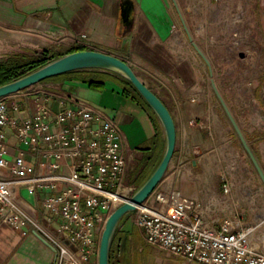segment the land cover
<instances>
[{
	"label": "built area",
	"instance_id": "obj_1",
	"mask_svg": "<svg viewBox=\"0 0 264 264\" xmlns=\"http://www.w3.org/2000/svg\"><path fill=\"white\" fill-rule=\"evenodd\" d=\"M237 1L229 0L240 10L233 23L243 21V8L254 0ZM176 4L187 27L186 15L195 22L200 7L211 14L219 7L212 0ZM210 17L211 25L223 24V18ZM86 38L83 34L75 42L89 47ZM192 38L190 44L198 45ZM235 47L228 46L236 57L246 54ZM127 62L164 85L140 60ZM41 85L0 99V225L39 232L57 250L54 264H99L107 221L134 190L125 182V136L90 102ZM199 90L191 94L193 101L199 100ZM207 106L208 124L200 126H208L211 144L201 153L180 149L179 164L138 207L133 222L148 244L191 264H264V237L258 235L262 216L245 210L254 197L264 200V185L234 136L214 135L216 105ZM259 125L264 129V121ZM178 175L196 183L193 194L178 187Z\"/></svg>",
	"mask_w": 264,
	"mask_h": 264
},
{
	"label": "crops",
	"instance_id": "obj_2",
	"mask_svg": "<svg viewBox=\"0 0 264 264\" xmlns=\"http://www.w3.org/2000/svg\"><path fill=\"white\" fill-rule=\"evenodd\" d=\"M0 23L13 29L45 32L51 38L60 36L63 41L75 44L65 53L82 46L75 39L86 34L90 50L125 60L136 58L145 67H153L167 82V86L155 93L176 122L174 157H178L180 149L201 153L211 144L208 126H200L208 124L207 103L193 101L191 97L201 80V56L190 44L188 34L174 33L167 0H0ZM78 72L83 73L56 82L55 88L78 95L116 121L125 136V182L137 185L140 172L155 171L161 162L158 158L165 154L167 139L161 122L149 105L126 95L114 80L107 79L101 87L92 88L90 80L100 78L96 72L103 71ZM250 140L257 143L264 168V133L252 134ZM193 170L200 172V165L194 163ZM176 178V184L186 194L196 191L194 181L186 176ZM128 228L127 223L121 230L129 232ZM56 257L53 247L42 241L31 227L17 229L0 225V264H54ZM116 264L121 261L117 260Z\"/></svg>",
	"mask_w": 264,
	"mask_h": 264
},
{
	"label": "rangeland",
	"instance_id": "obj_3",
	"mask_svg": "<svg viewBox=\"0 0 264 264\" xmlns=\"http://www.w3.org/2000/svg\"><path fill=\"white\" fill-rule=\"evenodd\" d=\"M167 1L171 16L174 20V26L177 29L175 32L177 34L183 33L187 35V32L182 30L184 26L181 22L179 11L175 6V1L180 6V0ZM254 1H252L250 8H243V21L240 23H233L240 10H238V7L233 8L230 6L229 0H212L213 4L219 3V7L217 10H213L212 14L209 9L200 7V11H197L196 15L193 16L194 19L196 18L195 22L192 17L190 18L188 15L186 17L189 23L188 29L190 33L197 39L196 43L211 63L214 80L219 91L247 136L254 152L259 160H261L257 152V143H252L250 140L252 134L258 132L260 134L264 133L263 127L259 125L261 121H264V0ZM244 2V4H248L249 1L245 0ZM179 10L184 14L181 8ZM210 16L216 19L223 18V24L211 25L212 23L209 21ZM229 19L230 21L232 19L234 20L229 22ZM205 20L208 22H205ZM46 34L45 32L33 33L32 31L21 28L13 29L0 23V63L13 60L26 61L38 58L44 59L47 57L44 55L45 51L65 53L75 46L71 42L63 41L60 36L51 38ZM196 34H198V37H195ZM228 46L230 48L235 47V51L239 48L243 53L245 51L246 54L244 56L239 54L236 57L232 54ZM248 49L251 50V53L247 51ZM256 52L259 53L260 58ZM48 58L51 59L52 57L48 56ZM126 60L130 59L127 58ZM200 65L201 80L198 82V85L196 84V87L200 89L199 100L201 102L207 103L213 101L216 105V108H214L216 120L212 123L214 135L217 138L223 137V135L229 137V129H231L230 131L235 138L236 146L245 151L214 91L211 70L202 57ZM147 68L153 75L157 72L153 67L148 66ZM134 70L139 78L154 92L159 91L161 87L167 86L165 78L159 73L157 75L160 76L159 78L163 81L162 83L164 85L151 75L139 69ZM55 84V81L46 82L39 88L55 89ZM209 149H211V146ZM245 153L247 154L246 151ZM162 157L163 155H160V158H158L159 162ZM247 157L251 160L248 154ZM179 162V157H173L165 176L169 175L177 167ZM254 172L257 173L255 168ZM257 177L260 180V177ZM142 185H139V183L137 185H128L134 188L131 197ZM245 210H253L262 216L263 223L261 224L258 235L264 237V200L261 197H254L246 203ZM135 215L136 212H131L125 216L117 231V233L122 231V227L128 223V231L130 232L129 247L128 249L123 246L121 247L116 255V261L120 260L121 264H191L169 254L159 247L148 244L133 222Z\"/></svg>",
	"mask_w": 264,
	"mask_h": 264
},
{
	"label": "water",
	"instance_id": "obj_4",
	"mask_svg": "<svg viewBox=\"0 0 264 264\" xmlns=\"http://www.w3.org/2000/svg\"><path fill=\"white\" fill-rule=\"evenodd\" d=\"M175 5L177 7L176 1ZM177 9L189 39L193 41L192 35L185 24L183 16L178 7ZM193 45L199 55L209 66L211 70L214 91L220 100L234 130L236 131L242 146L250 157L254 168L256 169L262 183L264 184V168L258 156L251 147L247 136L241 129V126L233 115L221 92L219 91L214 80L211 63L202 50L198 47V45H196L194 42ZM84 70L109 72L129 81L161 122L167 139L166 151L158 167L148 178V180L131 197V199L118 207L107 221L99 249V264H110V254L113 239L123 219L131 212H135L138 207L149 198V196L164 178L175 155L177 145V126L169 108L165 105L162 99L139 78L127 60L116 55L94 49L66 54L13 82L0 85V99L41 84L46 80ZM36 234L42 241L53 247L54 251L57 252L56 248L43 235H41L39 232H36Z\"/></svg>",
	"mask_w": 264,
	"mask_h": 264
},
{
	"label": "trees",
	"instance_id": "obj_5",
	"mask_svg": "<svg viewBox=\"0 0 264 264\" xmlns=\"http://www.w3.org/2000/svg\"><path fill=\"white\" fill-rule=\"evenodd\" d=\"M82 50H90L87 47L84 46H77L74 47L73 49H71L68 53H57L55 51H45L44 55L47 56L46 58L42 59V58H38L35 60H26V61H22V60H13L10 62H2L0 63V85H4L10 82H13L43 66H45L46 64L66 55L69 53H73V52H77V51H82ZM48 56L52 57L51 59L48 58ZM81 73L83 72H74V73H70L67 75H63V76H59V77H55L49 80L44 81L43 83L46 82H60L63 80H67V79H72V78H76L78 77ZM98 75H100L101 77H94L93 79L90 80L89 84L92 88H98L101 87L102 85H104L105 80L107 79H111L116 81L118 84H120L123 89H124V93L126 95H129L131 97H133L134 99L140 101L141 103L145 104L148 107V104L144 101V99L140 96V94L137 92V90L134 88V86L127 81L126 79L109 73V72H96ZM152 172H154V170H146L143 169L140 172L138 181H139V185H142L146 180H148L149 176L152 174ZM130 232H123L120 231L119 233H116L114 239H113V243H112V247H111V254H110V264H116V255L118 254V252L120 251L121 247H125L128 249V245L130 243Z\"/></svg>",
	"mask_w": 264,
	"mask_h": 264
}]
</instances>
